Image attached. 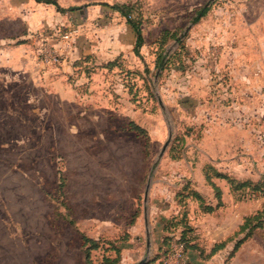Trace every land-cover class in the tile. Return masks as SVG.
Returning <instances> with one entry per match:
<instances>
[{"label": "rangeland", "instance_id": "rangeland-1", "mask_svg": "<svg viewBox=\"0 0 264 264\" xmlns=\"http://www.w3.org/2000/svg\"><path fill=\"white\" fill-rule=\"evenodd\" d=\"M189 1L160 0L162 4H157V8H161L169 27L173 22L171 12L187 8L190 4L179 3ZM215 1L203 0L201 5L210 2L207 7L216 11L226 6L227 14L232 16L237 0L213 4ZM8 34L9 31L0 29V35ZM16 44L5 40L0 45L4 57L11 54L10 47ZM261 45L252 73L254 84L249 82L251 73H247L241 76L242 88L209 91L194 104L190 101V109L175 103L177 90L171 88L172 65L167 53L158 64L151 50L153 58L145 68L138 59L137 67L132 60L121 58L100 65L90 56L75 61L76 75L65 82L72 92H80L86 89V83L80 84L81 78L95 81L91 92H96L95 100L88 102L79 100L72 92L61 94L46 88L38 76L0 59V264H102L104 256L114 258L110 253L112 242L127 235L119 234L112 241L107 239L112 235L108 229L130 227L134 222L131 217H139L143 229V206L148 222L151 218L155 203L149 205L148 201L144 205L146 182L147 199L153 185L160 208L179 211L172 218L179 225L171 227L170 232L179 233L178 229L184 227V239L190 242L197 236L189 216L203 211V206L192 197V191L197 192L193 187L196 169L192 168L203 162L201 175L216 178L208 168L211 164L206 162L207 152L210 148L218 150L223 144L232 150L228 149L224 157L223 153L214 155L211 159L216 167H212L227 178L247 183L233 191L225 180L239 202L231 216L242 215L244 220L263 211L264 43ZM15 54L21 64V52ZM118 113H136L147 127V179L138 187L137 207L126 199L131 195V184L116 185L114 166L119 159H133L136 146L139 144L142 149L146 139L142 135L139 141L133 139L132 133L123 127L127 123L123 118L105 116ZM92 114L103 115L91 119ZM169 134L170 142L159 158ZM207 185L215 195L216 186ZM117 196L119 199H115ZM76 224L85 233L90 229L108 233L94 239L98 248L86 255V247L83 255ZM263 228L254 231L252 238L240 241L237 247V240H242L246 231L240 234L237 230L225 240L207 245L196 243L193 250L207 264H264ZM145 237L143 230L140 248L134 251L132 260L121 264H139L143 259V264H158L154 261L157 253L145 246ZM87 239L84 238L85 244L92 246ZM230 251L232 255L227 256ZM212 253L215 254L210 256Z\"/></svg>", "mask_w": 264, "mask_h": 264}, {"label": "crops", "instance_id": "crops-1", "mask_svg": "<svg viewBox=\"0 0 264 264\" xmlns=\"http://www.w3.org/2000/svg\"><path fill=\"white\" fill-rule=\"evenodd\" d=\"M220 2L222 1L216 0L213 4ZM116 4L137 6V9L131 13V19L137 20L141 30L142 42L139 46L137 45L136 29L119 11L113 8ZM151 4L155 5L154 8ZM157 4L162 3L160 0H151V3L148 0L138 2L137 0H0V29L2 32L9 31L8 35H0V43L2 44L5 40L13 43L18 42L16 47H10V51L14 52L12 51L9 56L5 55L4 57L3 49L0 48V59L10 62V66L15 69L31 72L38 76L46 88L56 89L61 94H70L71 86L65 81L66 78L76 75L73 65L75 61L90 56V59L100 65L121 58L132 60L135 64L134 67H137L139 64L135 61L138 59L145 68L148 61L153 58L151 50H157V43L162 32L167 31L170 34H175L174 38L168 39L163 53H167L166 57L171 59V88L177 90V94H175L177 105L188 108L187 105L191 106L195 101H199V97H205L206 93L209 94V91L213 92V90H217L219 93L221 89L226 90L228 87L238 90L244 85L241 76H245L247 73H251L249 82L254 84L252 73L257 66L260 49L263 48L261 44L264 43V0H237L232 16L227 14L226 6L223 5L222 8H218L220 11H216V9L211 10L207 7L210 2H207L205 6L201 5L204 4L203 0L180 2L179 4L190 5L182 10L171 12L173 20L171 27L164 21L163 12L161 8H157ZM201 7L207 8L205 14L194 21V17L197 15L194 13L200 11ZM71 28L76 29L77 32L69 42L61 41L58 37L50 38L48 41L50 46L62 49L64 61L59 65L41 62L37 57L38 44L34 42L32 35L45 33L56 36L60 32L71 30ZM16 52H21L22 58L20 59L23 63L21 61L19 64ZM31 58L34 60L31 61ZM96 80H99L97 75ZM85 83L84 91L79 90L80 92H78L74 89V93L72 92L71 95L82 101L95 100L96 92L91 93L96 87L95 81L92 83L91 78L88 80L81 78L80 84L84 85ZM180 90L181 93H179ZM185 95L187 98L183 97ZM102 115L92 114L90 116L91 119H94ZM105 116H116L126 120L127 123L123 127L132 133L135 140L139 141L140 136L130 129L131 123L147 131L145 124L140 122L141 116L136 113ZM144 146L145 142H143L142 149L138 144L136 152L134 155L132 154L133 159H119L114 166L116 185L131 184L128 189L131 190V195L126 199L133 203L132 207L134 205L137 207L138 187L142 181L147 179V156ZM228 149L232 150V148H228L227 144L221 145L218 150L210 148V151L207 152L209 160L206 162L210 163L211 167L214 166L215 160L211 158L222 153L224 157ZM230 158H225V160H230ZM202 163L200 162L192 168L196 169L193 187L207 204L214 206L216 199L212 188L207 185L206 177L200 173V168H203ZM210 180L222 191V205L212 213L190 214L189 224L194 227V235L197 236L191 240V244L207 245L225 240L233 235L243 223L242 215L239 218L231 216L239 206V202L230 193L225 179L214 177ZM147 184L146 182L145 190ZM156 195L152 185L149 190V198L145 201L143 197L144 205L148 201L149 205L155 203L154 210L149 214L151 217L149 222L145 214V206H143V229L139 217L130 218V221L134 219L130 227L126 226L122 230L117 227L110 228L112 230L108 229L112 231L109 233L112 235L107 239H112V241L118 239L119 234L126 233L127 235L126 238L114 244L119 249L120 258L117 264L128 263L132 260L134 251L140 248L143 240V230L146 236L145 246H151L153 252L157 254L164 249L163 242L166 236L173 234L179 236L178 232L170 234L164 228L168 222L172 221V218L178 215L179 211L173 207L160 208L159 203H156ZM115 199H119V196ZM217 216H219V220L216 218ZM75 226V230L80 233L79 250L83 255L85 248L88 247L85 244V237L98 240L101 235L108 233V231L97 232L93 229L85 233L79 224ZM255 231L258 232V229ZM256 232L252 233L251 238ZM186 257L189 264H207L195 250H188ZM171 264H175V261H172Z\"/></svg>", "mask_w": 264, "mask_h": 264}, {"label": "trees", "instance_id": "trees-1", "mask_svg": "<svg viewBox=\"0 0 264 264\" xmlns=\"http://www.w3.org/2000/svg\"><path fill=\"white\" fill-rule=\"evenodd\" d=\"M135 6L134 5H128V4H118V5L116 4V5L113 6V8L116 9L117 11H119L127 19V21L130 22L134 26V28L136 29L137 35H138L137 45L139 46L141 44V42H142V37H141V34H140L141 30H140L139 24H137V20L131 19V13L137 9V6L136 7ZM206 9H207L206 7L202 8L199 11L198 15L194 18V21H196L199 17L203 16L205 14ZM174 37H175V34H170L167 31H163L162 32V34L160 36V39H159V41L157 43V50L154 51L156 56H157L156 57V59H157L156 61H157L158 64L160 62L162 63L163 57L166 55V53H163V52L165 50V46H166V44L168 42V39H171V38H174ZM160 66L163 68L162 64H160ZM130 129L135 131L139 136H141V135L144 136V138L146 139L144 147L146 149V156H148V140L146 138V131L144 129L136 126L133 123L130 124ZM208 168H210L212 170V172H214L216 174V178L225 179L230 184V186H231L233 191H238V189L247 186V183H245V182L244 183L243 182H238L235 179L227 178V176L225 174H220V172H218L216 169L212 168L211 166H209ZM210 178L207 177V175H206V181L210 180ZM208 184H213V183L210 180V183H208ZM213 187H215V186L213 185ZM215 188H216L217 192L214 195L215 199H216V204L214 206L207 204L205 202V200L201 197L200 194H198L195 191H192V197L195 198L200 203V206L201 205L203 206L202 213H212L215 209H217L218 207H220L222 205L220 190H219L218 187H215ZM243 221L244 222L242 223V225L239 227L238 230H239L240 234L245 232V231L247 233H246V236H244V238H242V240H241V238H239V240H237L239 242H236V247L239 245L240 241H243L246 238H248L249 236H251L252 233L255 230L261 229V228L264 227V210L261 211V212L254 213L253 215L244 218ZM176 224L179 225L178 223H176L174 221H170V222H168L165 225L164 228L166 230H168V232H170L171 231V227L177 226ZM184 230H185L184 227L182 228V230L178 229V231H179L178 234H179V240L181 242H183V244H184V255L186 256L188 250H193L194 248H196V244H191V240H190V242H186V240L184 239ZM189 231H191L190 228H189ZM171 233L172 232H170V234ZM173 236H175V235L174 234L173 235H169V236H166L164 238V242H163L164 243V249H162L160 251V253H158L156 255L154 261L156 260V261L160 262L167 255V253L169 252V247H170V243H171V240H172ZM87 243L91 244L92 246H88L86 248V250H85V254L86 255L88 254V252L90 250H93V249L95 250V249L98 248L97 247L98 243H96L95 240L87 239ZM112 243H113V245L110 246V251L115 253L114 254L115 257L114 258H110V257L104 256L102 264H117L118 261H119V258H120L119 257V249L117 247H115V245H114L115 243L114 242H112ZM233 251H235V248H234ZM213 254H215V253H212L210 256H212ZM231 255H232L231 251L227 252V256H231ZM159 262H158V264H159ZM186 264H189L187 258H186Z\"/></svg>", "mask_w": 264, "mask_h": 264}, {"label": "built area", "instance_id": "built-area-1", "mask_svg": "<svg viewBox=\"0 0 264 264\" xmlns=\"http://www.w3.org/2000/svg\"><path fill=\"white\" fill-rule=\"evenodd\" d=\"M77 30H68L58 33L56 36L49 35L45 33H36L32 36L37 46V55L41 62L49 63L51 65L61 64L65 57L62 49L60 47H53L48 44L49 39L58 37L59 40L64 42H69L71 38L76 34ZM186 256L184 255V244L179 240V236H173L169 252L167 255L159 262V264H171L175 261V264H186Z\"/></svg>", "mask_w": 264, "mask_h": 264}, {"label": "water", "instance_id": "water-1", "mask_svg": "<svg viewBox=\"0 0 264 264\" xmlns=\"http://www.w3.org/2000/svg\"><path fill=\"white\" fill-rule=\"evenodd\" d=\"M158 102H159V103L161 102L160 99H158ZM170 136H171V134H169L168 139H167V140L165 141V143L163 144L162 149H161V151H160V153H159V156H158L159 158L163 155V153H164L166 147L168 146V144H169V142H170ZM147 195H148V184H147L146 190H145V192H144V199H145V201H146V199H147ZM144 261H145V259L141 260V261L139 262V264H143Z\"/></svg>", "mask_w": 264, "mask_h": 264}]
</instances>
